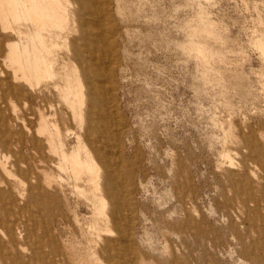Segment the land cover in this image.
I'll use <instances>...</instances> for the list:
<instances>
[{
	"label": "rangeland",
	"instance_id": "rangeland-1",
	"mask_svg": "<svg viewBox=\"0 0 264 264\" xmlns=\"http://www.w3.org/2000/svg\"><path fill=\"white\" fill-rule=\"evenodd\" d=\"M107 5L118 137L102 139L122 175L119 231L129 244L122 264H264V54L256 45L264 42V0ZM21 87L0 99V176L31 186L34 196L22 216L31 240L18 250L47 253L46 237L64 264H108L75 180L57 169L46 143L37 150L8 124L16 116L33 129L41 110L72 146L70 115L52 85ZM77 184L87 187L86 177ZM37 258L33 264H47Z\"/></svg>",
	"mask_w": 264,
	"mask_h": 264
},
{
	"label": "bare ground",
	"instance_id": "bare-ground-1",
	"mask_svg": "<svg viewBox=\"0 0 264 264\" xmlns=\"http://www.w3.org/2000/svg\"><path fill=\"white\" fill-rule=\"evenodd\" d=\"M107 3L108 0H0V99L3 95L22 94V85L29 93L41 88L49 90L50 85L58 92V106L66 108L74 125L68 129V134L76 136L74 145L64 142L53 119L55 111L50 120L39 110L33 129L25 118L17 124L20 117L16 116L8 124L17 139L30 135L37 150L42 149L40 142L46 143L47 153L57 157V169L75 180L73 189L90 203L91 233L98 240H93L94 245L102 242L98 249L106 254V263L122 264L129 252L128 240L119 231L125 207L122 175L107 158L102 139L104 133L118 137L114 98L109 94L114 89L111 76L115 40ZM256 45L264 54V42ZM57 176L60 182L66 181L59 173ZM83 177L87 187L77 184ZM31 188L22 183L12 186L0 176V212H5V217L0 215V261L33 264L39 256L37 259L43 263L64 264L60 257L56 258V247L46 237H40V241L50 248L47 253L38 250L39 255L27 256L18 250H24L31 240L30 226L22 218L34 197ZM113 233L116 237L108 238Z\"/></svg>",
	"mask_w": 264,
	"mask_h": 264
}]
</instances>
